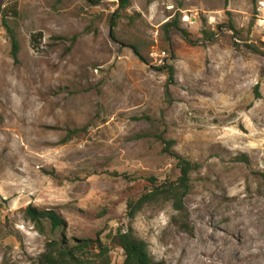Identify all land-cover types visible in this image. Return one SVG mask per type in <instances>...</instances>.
Listing matches in <instances>:
<instances>
[{"label": "rangeland", "instance_id": "1", "mask_svg": "<svg viewBox=\"0 0 264 264\" xmlns=\"http://www.w3.org/2000/svg\"><path fill=\"white\" fill-rule=\"evenodd\" d=\"M128 1L0 0V264H39L55 234L108 241L143 193L120 175L177 180L180 158L198 164L190 231L170 203L146 206L131 224L151 256L264 264V0ZM175 18L193 42L166 31ZM29 205L64 232L40 234Z\"/></svg>", "mask_w": 264, "mask_h": 264}, {"label": "trees", "instance_id": "2", "mask_svg": "<svg viewBox=\"0 0 264 264\" xmlns=\"http://www.w3.org/2000/svg\"><path fill=\"white\" fill-rule=\"evenodd\" d=\"M90 1L97 3L102 0ZM120 1L121 8L128 6V0ZM9 10H11L12 15L18 16L16 4L12 5ZM2 26L11 41V55L14 61L17 62L20 42L16 28L9 24L5 14ZM164 28L168 32L171 30L179 32L187 41L193 42L191 33L186 28L180 27L176 18L165 23ZM203 32L208 40L215 37V33L212 31L204 30ZM41 36V33L34 34L32 40L38 44ZM135 50L139 55L138 49ZM168 72L167 87L170 83H174V69L172 66L168 67ZM159 138L166 143L161 137ZM168 144L171 145L172 142L169 141ZM179 161L181 172L177 180L160 181L155 175L144 172L134 175L126 173L120 175L133 183L135 188L142 189L143 193L139 198L130 200L128 203L127 215L130 221L128 229H120L115 234L108 235V241L106 242L100 238L71 240L59 237L56 239L55 233L64 232L67 227L64 216L57 209H39L32 205L27 206L24 210L25 218L34 224L36 230L42 235H46L48 232L52 235L55 234L47 242L46 250L40 256L39 264H112L113 248L123 250V264H162L151 256L147 242L136 236L131 223L146 206L170 203L173 209L179 213L178 217L175 218V222L185 231H190L189 216L186 214L184 200L191 190L190 174L198 168V164L185 158H180ZM47 223L50 225V231L47 230Z\"/></svg>", "mask_w": 264, "mask_h": 264}]
</instances>
